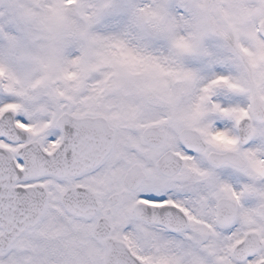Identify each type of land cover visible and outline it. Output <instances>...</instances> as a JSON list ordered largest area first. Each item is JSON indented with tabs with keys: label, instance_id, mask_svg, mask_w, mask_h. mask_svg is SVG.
Instances as JSON below:
<instances>
[{
	"label": "snow or ice",
	"instance_id": "obj_1",
	"mask_svg": "<svg viewBox=\"0 0 264 264\" xmlns=\"http://www.w3.org/2000/svg\"><path fill=\"white\" fill-rule=\"evenodd\" d=\"M0 264H264V0H0Z\"/></svg>",
	"mask_w": 264,
	"mask_h": 264
}]
</instances>
